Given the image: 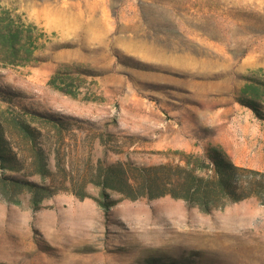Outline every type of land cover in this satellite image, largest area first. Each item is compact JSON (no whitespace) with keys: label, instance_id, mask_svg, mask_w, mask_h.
Wrapping results in <instances>:
<instances>
[{"label":"rangeland","instance_id":"obj_1","mask_svg":"<svg viewBox=\"0 0 264 264\" xmlns=\"http://www.w3.org/2000/svg\"><path fill=\"white\" fill-rule=\"evenodd\" d=\"M58 71L75 97L48 85ZM0 96L12 98L0 111L63 119L75 169L217 145L264 171V0H0ZM88 193L37 210L28 194L0 199V264H264L255 199L209 214L123 200L104 213Z\"/></svg>","mask_w":264,"mask_h":264},{"label":"trees","instance_id":"obj_2","mask_svg":"<svg viewBox=\"0 0 264 264\" xmlns=\"http://www.w3.org/2000/svg\"><path fill=\"white\" fill-rule=\"evenodd\" d=\"M8 39L14 47V37ZM48 85L75 97L59 71ZM0 98L12 103L11 96ZM66 125L50 114L0 111L1 200L20 205L19 196L28 194L30 206L37 210L45 199L59 193L91 198L88 190L94 188L97 196L93 199L104 213L123 200L163 197L205 214L249 199L264 205V171L234 164L220 146L208 145L201 153L174 151L157 164L138 165L130 159L109 163L103 155L95 161L83 159L75 169L60 151ZM50 131L59 142L56 148L50 143Z\"/></svg>","mask_w":264,"mask_h":264},{"label":"bare ground","instance_id":"obj_3","mask_svg":"<svg viewBox=\"0 0 264 264\" xmlns=\"http://www.w3.org/2000/svg\"><path fill=\"white\" fill-rule=\"evenodd\" d=\"M221 234H223V233H221ZM227 236H229V235H227Z\"/></svg>","mask_w":264,"mask_h":264}]
</instances>
